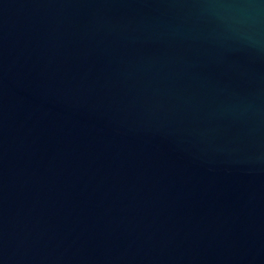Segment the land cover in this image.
<instances>
[{"label":"water","instance_id":"95a60500","mask_svg":"<svg viewBox=\"0 0 264 264\" xmlns=\"http://www.w3.org/2000/svg\"><path fill=\"white\" fill-rule=\"evenodd\" d=\"M0 264H264V0H0Z\"/></svg>","mask_w":264,"mask_h":264}]
</instances>
